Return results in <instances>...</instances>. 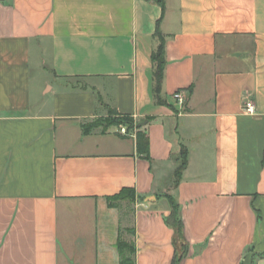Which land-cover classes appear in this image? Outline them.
I'll return each mask as SVG.
<instances>
[{"label":"crops","instance_id":"crops-1","mask_svg":"<svg viewBox=\"0 0 264 264\" xmlns=\"http://www.w3.org/2000/svg\"><path fill=\"white\" fill-rule=\"evenodd\" d=\"M128 203L133 264H264V0H0V264H123Z\"/></svg>","mask_w":264,"mask_h":264},{"label":"trees","instance_id":"trees-1","mask_svg":"<svg viewBox=\"0 0 264 264\" xmlns=\"http://www.w3.org/2000/svg\"><path fill=\"white\" fill-rule=\"evenodd\" d=\"M155 61H156V74H155V78H156V91L159 92L161 89V82H162V73H163V66H164V58H163V45H161L160 50L158 51V53L154 56ZM101 119V120H100ZM120 124H125L127 126V130L128 132H130L132 129H135L138 127V123H136V121L134 120L133 117L131 116H113L111 118H99L96 119L95 121L88 123L84 126L86 131H89V129L91 127H96V126H103L105 128H107L110 125H117L119 126ZM140 128V127H138ZM138 145L140 148L144 147L147 145V138L145 136H139L138 138ZM187 165V159H186V151H184L183 154V160L180 164V167L177 170L176 176L179 177V175L181 174L182 170L186 167ZM127 195H131L132 199H134V194H133V190L131 188H124L122 190V192L117 195L114 196V199H123L125 197H127ZM112 198V199H113ZM172 203V220L174 222V226L180 231L182 232L183 230V220L180 214V210H179V206L178 204L173 200H171ZM124 243L120 242V244L118 245L120 251L123 249L124 247Z\"/></svg>","mask_w":264,"mask_h":264},{"label":"rangeland","instance_id":"rangeland-1","mask_svg":"<svg viewBox=\"0 0 264 264\" xmlns=\"http://www.w3.org/2000/svg\"><path fill=\"white\" fill-rule=\"evenodd\" d=\"M111 117H113V116L110 115V116L105 117V118H111ZM120 125H122V124H120ZM120 125H119V132L121 134H123L120 131L121 130ZM124 135H126V134H124ZM124 199L127 200V201H129V200L132 201L133 200L131 195H127V197H125ZM121 212H122V215L123 216H127V219H128L127 220L128 223L125 224L128 227L125 230H123V233H122V238L123 239L125 238V240H124L125 241V243H124L125 244V248H124V253L125 254H123L122 263L123 264H133V258H132L133 241H132V229H131L132 228V224H131V204L128 203L127 205H125L124 207H122Z\"/></svg>","mask_w":264,"mask_h":264},{"label":"built area","instance_id":"built-area-1","mask_svg":"<svg viewBox=\"0 0 264 264\" xmlns=\"http://www.w3.org/2000/svg\"><path fill=\"white\" fill-rule=\"evenodd\" d=\"M174 97L178 100V102H179L181 107H184L186 105V97L184 96L183 91H181V90L177 91L174 94ZM245 109L249 113H254L256 111V106H255V103H254V101L252 99H250V100H248L246 102ZM120 128H121L120 131L123 134H127L128 133L127 127L124 124L120 125Z\"/></svg>","mask_w":264,"mask_h":264},{"label":"water","instance_id":"water-1","mask_svg":"<svg viewBox=\"0 0 264 264\" xmlns=\"http://www.w3.org/2000/svg\"><path fill=\"white\" fill-rule=\"evenodd\" d=\"M147 123H148V120H145L143 122H140V123H138V127H142V126H144Z\"/></svg>","mask_w":264,"mask_h":264}]
</instances>
